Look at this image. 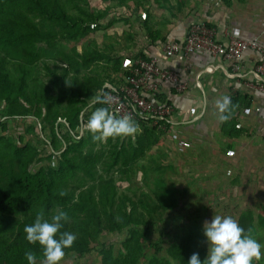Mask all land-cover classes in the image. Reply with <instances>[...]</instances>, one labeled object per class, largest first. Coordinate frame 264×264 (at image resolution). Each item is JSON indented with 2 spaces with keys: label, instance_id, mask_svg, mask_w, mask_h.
<instances>
[{
  "label": "trees",
  "instance_id": "trees-1",
  "mask_svg": "<svg viewBox=\"0 0 264 264\" xmlns=\"http://www.w3.org/2000/svg\"><path fill=\"white\" fill-rule=\"evenodd\" d=\"M84 1L0 0V113L2 119H6L4 122L0 119V264H28L25 257L28 251L36 254L37 264H40L42 248L38 243L30 244L26 240L24 228L34 223L41 210L49 222L60 211L68 214L69 219L62 221L60 232L72 233L76 240L64 250L65 255L83 257L92 251V245L98 243L103 233L126 231L128 236L118 257L112 246L102 245L103 264H140L145 242L156 225V211L173 212L178 207L172 193L168 202H159L157 206H152L149 200L135 202L129 198L119 200L118 204L114 179H98V164L102 157L91 149L85 150L87 141L92 138L91 134L85 137L88 131L80 135V129L86 127L88 105L95 101L105 85H115L113 82L89 78L85 83L78 78L69 82L68 71L58 74L48 65H45L46 75L57 88L56 95L31 81L34 66L52 54L55 40L82 45L104 29L100 21L108 12L95 15L86 11L82 6ZM126 1L111 2L118 6ZM170 9L174 16L172 6ZM143 24L147 38L153 44L156 38L152 26L148 20ZM81 57L84 60L90 58L88 65L105 58L99 52ZM139 57L147 59L142 54ZM66 59L70 64L75 62L69 56ZM128 73L125 72V76ZM122 82L124 79L118 84ZM62 106H66L65 111L61 110ZM95 107L104 105L97 103ZM14 119L33 120L34 125L27 128L26 135L33 134L39 124L44 131L50 129V145H47L52 150L48 157L40 158V151L23 137L18 143L8 134L6 121ZM62 126L68 132V138L61 132ZM159 133L158 128L142 124L134 138L129 137L127 141L126 137H117L108 152L109 161L104 163V171L109 173L120 166V172L127 175L136 161L160 140ZM35 159L45 161L37 170L32 166ZM79 173L83 175L82 183L72 186ZM88 181L98 184L87 185ZM61 192L66 195H60ZM140 207L147 216L139 214ZM256 221L250 209L240 213L237 220L245 231L252 228L253 233ZM201 234L203 228L199 224L188 225L184 236L168 245L170 260L165 259L167 264H188L193 253L199 254L203 264L206 252L201 248ZM152 247L157 248V254L152 256L150 263L156 261V255L162 251L159 243Z\"/></svg>",
  "mask_w": 264,
  "mask_h": 264
},
{
  "label": "rangeland",
  "instance_id": "rangeland-1",
  "mask_svg": "<svg viewBox=\"0 0 264 264\" xmlns=\"http://www.w3.org/2000/svg\"><path fill=\"white\" fill-rule=\"evenodd\" d=\"M111 1L85 0L82 3L86 11L93 12L95 15L104 11L108 12L107 17L100 21L104 29L97 32L93 39L82 45H77L74 41L55 40L52 54L34 66L31 76L33 83L39 88L48 89L51 94L56 95L58 93L50 77L46 75L45 65L55 69L58 74H64L65 70L68 71L69 82L78 78L82 83H85L86 79L89 78L107 83H119L120 80H117L125 75L130 66L140 59L141 53H138L137 50L143 44L142 42H145L147 36L143 22L148 20L153 29L163 20L167 21L174 18L170 9L171 6L175 16L180 7H185L189 3L188 0H127L124 4L118 3L117 6ZM35 21L39 22L37 18ZM95 52L103 54L105 58L101 57L97 62L88 65L90 58L84 60L81 57L83 54ZM66 56L73 58L74 64H70ZM65 109L66 106L61 107L62 111ZM95 109L94 102L88 105L85 110L88 118ZM0 119L3 122L6 120L2 119L1 113ZM6 122L8 134L13 136L18 143L23 137L25 142H30L40 151V158L49 156V152L52 150L47 145V143L50 145V129L44 131L39 124L37 129H34L33 134L26 135L27 128L34 125L32 119H27V122L25 119L7 120ZM168 127L164 126V129L156 127L160 132V140L156 141L155 139V145L147 150L144 157L136 161L127 175L120 172L122 169L120 166L109 173L104 171L106 168L104 163L109 161L108 152L113 148L117 138H111V143L110 138L106 142H94L92 133L85 126L80 129V135L88 131L85 137L91 134L92 138L91 141H87L85 150L91 149L94 154L102 157L98 164V179L100 177L105 180L114 179L118 204L119 200L129 198L135 202L149 200L152 206H157L159 202H168L171 193L176 196L178 207L173 212H164L162 209L156 211V225L151 231L149 240L145 242L144 257L140 264H161L162 262V264H167L165 259L170 260L167 257L168 245L175 242L177 238L179 239L181 235L184 236L188 225L197 223L203 228L204 222H210L214 215L232 216L238 220L240 213L246 208L264 202V199L254 198V196L258 197V193H253V196L247 200L237 199L236 192L230 190L229 185L226 184L235 176H232V173L229 175L228 171L222 176L219 175L217 165L214 167L204 166L208 160L211 163L217 161L215 164H219L218 155L210 150L204 153L209 156V159L203 158L201 148L195 146L193 151L190 145L177 143L170 134ZM60 130L65 138L69 137L63 126ZM128 138L126 137L127 141ZM44 163L45 161L37 162L35 159L32 166L37 170ZM46 163L49 164L50 162L46 161ZM214 171L216 173L212 174ZM82 177V173H79V177L72 181V186H79L82 183ZM95 183L88 181L87 185ZM220 187L224 189H220ZM128 205L130 206V204ZM258 205L253 207L257 219L253 236L261 245H264V207ZM128 209L130 210V207ZM138 210L139 214L144 213L147 216L146 211L141 207ZM201 235V248L205 250L207 256L208 245L204 235ZM127 236L126 231L103 233L98 243L92 245L90 253L83 257L74 254L65 255L60 264H103L100 255L102 245L112 246L114 255L118 257L123 250ZM156 243H159L162 251L156 255L158 259L150 263L152 256L157 254V248L152 247V244L155 245ZM261 251L262 257L259 261H255V264H264V247Z\"/></svg>",
  "mask_w": 264,
  "mask_h": 264
},
{
  "label": "crops",
  "instance_id": "crops-1",
  "mask_svg": "<svg viewBox=\"0 0 264 264\" xmlns=\"http://www.w3.org/2000/svg\"><path fill=\"white\" fill-rule=\"evenodd\" d=\"M188 1L172 20L154 26L155 42L151 44L146 36L137 52L156 59L162 69L174 72L186 86L179 93L174 86L164 85L159 96L173 106L167 126L176 142L190 145L193 151L195 146L201 148L206 159L209 156L204 153L213 150L219 164L208 160L204 166L217 165L221 176L232 173L235 177L226 184L236 192L237 199L247 200L253 193H258L254 198L264 199V93L258 89L261 79L256 75L260 54L247 51L236 70L232 62L205 52L165 56L162 51L166 43H183L194 23L213 28L222 43L238 37L255 40L264 47V0ZM224 95L230 96L235 106L227 122L219 120L215 107V101ZM256 205L244 211L250 209L255 214ZM259 205L264 207V202Z\"/></svg>",
  "mask_w": 264,
  "mask_h": 264
},
{
  "label": "clouds",
  "instance_id": "clouds-1",
  "mask_svg": "<svg viewBox=\"0 0 264 264\" xmlns=\"http://www.w3.org/2000/svg\"><path fill=\"white\" fill-rule=\"evenodd\" d=\"M101 105L109 103L107 96L96 97ZM219 120L227 122L234 109L230 96L224 95L215 101ZM87 130L92 133L93 141L106 142L109 138L135 137L139 125L130 114L117 116L108 107H98L89 116ZM60 195H66L61 192ZM69 219L66 212L60 211L52 216L51 222L44 218L43 210L36 215L32 225L25 226L26 240L30 244H39L42 248L40 264H60L65 256V249L70 248L76 236L69 232H60L62 221ZM59 233V238L57 234ZM203 235L208 245L207 256L203 264H253L262 257V247L253 236V229L245 231L232 216L214 215L211 221L203 224ZM28 264H37L36 254L25 253ZM175 264V262H173ZM188 264H202L198 253H193Z\"/></svg>",
  "mask_w": 264,
  "mask_h": 264
},
{
  "label": "built area",
  "instance_id": "built-area-1",
  "mask_svg": "<svg viewBox=\"0 0 264 264\" xmlns=\"http://www.w3.org/2000/svg\"><path fill=\"white\" fill-rule=\"evenodd\" d=\"M250 50L260 54L256 75L261 79L258 89L264 93V47L255 40L232 37L228 43H222L213 28L194 23L183 43L169 42L162 49L165 56L205 52L212 57L232 62L236 70L244 54ZM128 72L124 82L103 87L99 96H107L109 99L104 107H108L117 116L130 114L139 127L148 124L163 129L169 125L174 113L173 106L167 100H159V96L164 85L170 84L177 92L183 93L186 90L185 84L174 72L162 69L156 59L140 58L130 66Z\"/></svg>",
  "mask_w": 264,
  "mask_h": 264
}]
</instances>
